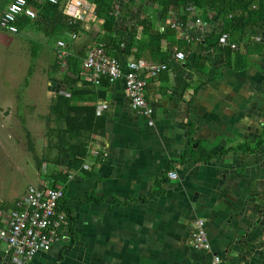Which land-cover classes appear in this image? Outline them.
I'll use <instances>...</instances> for the list:
<instances>
[{
	"label": "crops",
	"instance_id": "0c3cea01",
	"mask_svg": "<svg viewBox=\"0 0 264 264\" xmlns=\"http://www.w3.org/2000/svg\"><path fill=\"white\" fill-rule=\"evenodd\" d=\"M12 1L0 0V12ZM58 1L67 19H73L76 0ZM114 3V34L135 27L140 38L145 17L160 32L175 31L161 41L167 68L156 75L141 70L153 123L130 107L122 79L107 87L92 82L87 87L84 69L72 84L60 73L48 78L49 102L40 116L45 124L51 98L77 87L72 103L92 107L96 120L85 124L99 126L81 165L72 167L71 156H58L52 149L37 168L48 178L53 172L62 174L57 185L63 187L71 220L48 252L24 264H214L213 256L220 258L219 264H264V48L250 52L246 64L239 59L237 68L232 51L219 44L204 50L205 39L222 23L206 21L199 10L187 14L183 25L175 13L162 15L152 0ZM74 18L79 28L59 23L55 30L71 38L72 43L58 41L65 43L67 57L72 51L82 53V64L87 49L101 43L102 20L89 12L86 19ZM31 29L36 28L20 32ZM9 35L14 34L0 32V39ZM262 36L253 28L248 38L254 44ZM178 51L184 59L175 57ZM197 54L204 62L196 61ZM119 57L124 63L136 60L133 55ZM161 58L145 50L138 59L150 65ZM42 136L45 147L46 126ZM169 171L177 177L170 178ZM197 218L204 220L208 251L191 245ZM0 264H15L5 245H0Z\"/></svg>",
	"mask_w": 264,
	"mask_h": 264
},
{
	"label": "trees",
	"instance_id": "16d2710c",
	"mask_svg": "<svg viewBox=\"0 0 264 264\" xmlns=\"http://www.w3.org/2000/svg\"><path fill=\"white\" fill-rule=\"evenodd\" d=\"M94 9V15L101 22V33H99V41L103 43L104 51L108 55H112L120 59L121 54L133 55L136 59L145 51L153 56L157 55L162 57L160 63L165 61L166 55L161 50V41L165 38L174 36V30L161 31L152 28L148 17L142 18L140 25H142V36L136 39V28L126 29L125 32H117L114 34L115 27V1L116 0H86ZM160 7L162 15L167 14L170 10H175L177 20L180 24H185L187 20L188 8L193 6L199 10L200 15L206 21L216 24L222 23L219 31L210 34L206 39L204 50H209L212 46L218 44L219 36L222 33H227L228 42L235 43L237 48L232 49L230 46H224L226 52H233L237 59L236 67L239 68V59H242L246 64L247 55L250 52L260 53L264 48V0H152ZM135 2V0H127V5ZM34 6L35 12L38 14L36 18L31 19L28 17H21L17 21L19 31L28 27H35L41 30L45 35L53 34L56 25L61 23L67 27L77 29L79 23L75 18L68 20L67 15L63 13V7L59 1L52 3L49 0H29ZM196 10L194 9L193 12ZM173 13V12H172ZM201 20V19H200ZM253 28L259 29L262 33V39L254 44L249 41V31ZM196 28L191 27V31ZM126 35V38L123 36ZM62 39L72 43V40L67 38ZM137 40V44H134ZM181 43V42H180ZM182 45V43H181ZM72 47V44H68ZM124 47L122 50L121 47ZM71 49V48H70ZM79 52L83 49H78ZM71 52V51H70ZM33 53V55H35ZM82 53L72 51L65 59H58L53 56L51 67L48 70V78L50 80L56 79L58 73L62 74L61 79H70V84L76 80L83 69L81 64ZM206 58L202 54H197L196 61L204 62ZM65 62L62 68L61 63ZM124 63V62H122ZM166 64V63H164ZM167 65V64H166ZM241 67L244 64H240ZM167 68V67H166ZM107 76H101L98 86L107 87L109 83ZM91 84L90 81L84 79V85L87 87ZM93 85V84H92ZM81 89V88H80ZM69 95L64 91L57 92L48 105L47 120L49 121L46 126V139L47 144L43 147L44 151L39 157L35 153L37 160V168H41V164L46 162V155L48 152L56 151V154H67L73 158L72 167L81 165L82 158L86 155L89 142L92 140V133L97 131L98 124L94 121L91 124H85L88 120H96L94 110L92 107L79 108L73 104L75 101L74 93L79 89L72 87L68 89ZM28 145L31 150L35 151L30 131H26ZM53 149V150H52ZM51 177V186H55L57 180L63 179L60 172H53ZM64 195V194H63ZM63 198V196H62ZM62 198L58 202V209L66 212V221L70 223V210ZM16 199L13 203H5V200H0V210L8 211L17 208ZM62 200V201H61Z\"/></svg>",
	"mask_w": 264,
	"mask_h": 264
},
{
	"label": "built area",
	"instance_id": "2783aa9c",
	"mask_svg": "<svg viewBox=\"0 0 264 264\" xmlns=\"http://www.w3.org/2000/svg\"><path fill=\"white\" fill-rule=\"evenodd\" d=\"M57 3V0H49ZM75 5L78 12L74 17L86 19V14L93 13V6L84 0H76ZM193 6L188 8L189 13H193ZM21 17L34 19L37 13L28 4V0H13L7 8L0 12V30L11 34L19 32L17 21ZM171 20V19H169ZM196 23H200V18H195ZM172 26L175 23L169 21ZM218 44L222 47L230 46L235 49V43L228 42L227 33L219 36ZM58 50L55 52L58 59H65L67 53L64 50L65 43L57 42ZM177 59H184L182 51L175 53ZM84 71L81 73L85 80L93 84H99L101 76H107L109 81L122 79L125 95L128 98L130 107L136 112L148 117V123H153L152 107L148 105L145 97L146 79L141 75V70L145 69L150 75L166 69L164 63H150L146 65L144 60L136 59L122 63L118 58L108 55L104 51L103 44L90 46L82 60ZM170 178L177 177L175 171H169ZM71 177V174L68 175ZM51 178L43 176L38 184H30L22 196L17 197V208L8 211L0 210V241L5 243V252L8 258L15 264H24L40 252H48L51 246L58 241L60 231L68 223L66 212L58 209V202L62 198L64 191L62 185L51 186ZM191 245L195 249L208 251L210 244L204 227V220L197 218L193 222L190 232ZM214 264L220 263L218 256L212 257Z\"/></svg>",
	"mask_w": 264,
	"mask_h": 264
},
{
	"label": "rangeland",
	"instance_id": "374dc122",
	"mask_svg": "<svg viewBox=\"0 0 264 264\" xmlns=\"http://www.w3.org/2000/svg\"><path fill=\"white\" fill-rule=\"evenodd\" d=\"M31 30L0 39V200L11 204L44 176L35 158V153L41 157L45 143V116H40L47 111V74L63 36ZM28 130L35 151L28 145Z\"/></svg>",
	"mask_w": 264,
	"mask_h": 264
},
{
	"label": "water",
	"instance_id": "95a60500",
	"mask_svg": "<svg viewBox=\"0 0 264 264\" xmlns=\"http://www.w3.org/2000/svg\"><path fill=\"white\" fill-rule=\"evenodd\" d=\"M66 37H68V36H66ZM69 39H71L70 37H68Z\"/></svg>",
	"mask_w": 264,
	"mask_h": 264
},
{
	"label": "clouds",
	"instance_id": "9594fccd",
	"mask_svg": "<svg viewBox=\"0 0 264 264\" xmlns=\"http://www.w3.org/2000/svg\"><path fill=\"white\" fill-rule=\"evenodd\" d=\"M5 32H6V31H5ZM19 32H20V31H19ZM19 32H18V33H19ZM18 33H17V34H18Z\"/></svg>",
	"mask_w": 264,
	"mask_h": 264
}]
</instances>
